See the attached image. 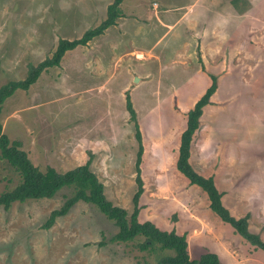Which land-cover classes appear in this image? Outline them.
<instances>
[{
	"label": "rangeland",
	"instance_id": "1",
	"mask_svg": "<svg viewBox=\"0 0 264 264\" xmlns=\"http://www.w3.org/2000/svg\"><path fill=\"white\" fill-rule=\"evenodd\" d=\"M111 1L0 0V86L22 80L30 65L52 56L60 39L78 38L95 27ZM139 1L145 14L154 11V0ZM228 4L258 19L246 17L237 30L240 41L233 35L227 42L233 45L224 44L219 57L206 62L185 57L180 63L171 57L172 39L156 41L163 28L157 35L108 28L66 51L59 65L42 71L27 90L6 98L0 124L10 144L17 143L40 171H66L84 163L91 152L90 168L105 197L129 215L137 142L125 107L128 93L143 144L138 220L184 234L191 259L213 251L222 264H264V251L222 222L210 210L205 192L175 166L184 112L213 73L217 89L192 139L190 162L201 175L213 176L230 214L247 215L248 230L264 241V0ZM121 5L125 11L134 9L133 2ZM150 44L168 45L166 58L156 50L157 59ZM18 181V174L0 160V192ZM69 192L64 187L49 198L0 206V264H155L169 253L112 241L113 222L82 201L43 228Z\"/></svg>",
	"mask_w": 264,
	"mask_h": 264
},
{
	"label": "trees",
	"instance_id": "2",
	"mask_svg": "<svg viewBox=\"0 0 264 264\" xmlns=\"http://www.w3.org/2000/svg\"><path fill=\"white\" fill-rule=\"evenodd\" d=\"M122 1L112 0L106 7L105 18L95 27L85 30L80 37L72 40L60 39L52 56L45 58L36 65H30L22 80H10L2 84L0 86V111L5 99L16 90H27L42 71L59 65L66 51L86 45L113 25L121 14L120 4ZM210 78V85L192 107L186 111V123L180 133L175 166L177 171L188 179L189 184L196 185L205 192L210 210L222 222L230 225L238 235L264 251V241L260 239L258 234L248 230V216L244 215L238 218L232 216L222 202V192L218 190L213 176L201 175L192 167L189 160L191 141L200 125L203 109L210 103V97L217 88V77L211 74ZM125 107L129 113L130 121L134 124L137 142L134 164L136 190L132 197L133 210L131 214L128 215L124 208L112 204L105 197L103 185L90 168L93 158L91 152H87V159L84 163L66 171L57 172L53 168L40 171L27 158L26 152L19 149L17 143L10 144L8 137L2 132L1 124L0 160L5 161L18 174L19 181L12 188L0 192V206L7 209L15 201L49 198L58 190L66 187L70 192L66 195L62 205L50 213L43 228H48L57 217L65 215L76 202L82 201L96 206L107 219L113 222L116 232L111 237L112 241L136 242L138 249L142 251L158 250L162 253L169 251L168 254L158 257L155 264H222L213 251H207L197 259H191L187 253L184 234L179 235L175 231L161 230L151 221L140 222L138 220L141 210L139 199L144 191L140 170L143 144L136 113L128 93L125 94Z\"/></svg>",
	"mask_w": 264,
	"mask_h": 264
},
{
	"label": "crops",
	"instance_id": "3",
	"mask_svg": "<svg viewBox=\"0 0 264 264\" xmlns=\"http://www.w3.org/2000/svg\"><path fill=\"white\" fill-rule=\"evenodd\" d=\"M229 1L230 0H154L152 3V9L154 10L152 11L153 14L149 11L145 14V10L147 9L146 6L142 5V1L140 2L138 0V2H134V0H126L128 3L133 2V10L135 11H125L123 5L120 4L121 14L116 19L115 23L108 28H110L109 30H113V28L118 27L120 30L127 31V33L132 35L138 34L137 28L141 29V32H139L141 34L143 32L146 34V32L148 33L150 31L151 33L153 32L156 34L158 33L159 28H163L164 30L162 31V34L157 37L156 41L158 42L160 39L164 38V36L172 39L173 43H171V45L174 47V52L171 57L174 60H178L181 63V60L186 57L194 61L202 60L203 62H206V59L216 57V55L220 53V49L223 48L222 46L224 44H230V46L233 45V43L227 42L230 41V38L233 37V35L238 33L237 30L239 27H244L246 17L258 19V17H255L254 15H247L242 11L241 7L237 8L231 4L229 5ZM104 18L105 14L100 22ZM107 29L106 31H109ZM235 39L236 41H240L238 34ZM166 47H168V45H166ZM166 47L156 48L155 45L150 44L149 50L152 51L157 59H159V54L156 50H163L166 58ZM181 48L184 50L181 51ZM194 54L196 57H194ZM217 57H219V55H217ZM211 74L215 75L210 73L209 77ZM201 95H199L196 100ZM212 96L210 97V103ZM193 104L194 103H192L184 112L185 123L186 111L191 108ZM185 123L182 130L185 127Z\"/></svg>",
	"mask_w": 264,
	"mask_h": 264
},
{
	"label": "water",
	"instance_id": "4",
	"mask_svg": "<svg viewBox=\"0 0 264 264\" xmlns=\"http://www.w3.org/2000/svg\"><path fill=\"white\" fill-rule=\"evenodd\" d=\"M138 77L137 76H134V78H133V81L135 82V81H138Z\"/></svg>",
	"mask_w": 264,
	"mask_h": 264
}]
</instances>
